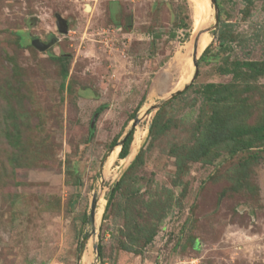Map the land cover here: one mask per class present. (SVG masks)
<instances>
[{
  "label": "rangeland",
  "instance_id": "374dc122",
  "mask_svg": "<svg viewBox=\"0 0 264 264\" xmlns=\"http://www.w3.org/2000/svg\"><path fill=\"white\" fill-rule=\"evenodd\" d=\"M216 4L196 80L152 109L193 77L192 0H0V264H79L81 244L80 264H264V142L223 130L188 158L213 111L199 89L264 61V0ZM251 85L218 109L241 130L264 124V76Z\"/></svg>",
  "mask_w": 264,
  "mask_h": 264
},
{
  "label": "trees",
  "instance_id": "16d2710c",
  "mask_svg": "<svg viewBox=\"0 0 264 264\" xmlns=\"http://www.w3.org/2000/svg\"><path fill=\"white\" fill-rule=\"evenodd\" d=\"M188 29L191 27L190 25H186ZM213 34V32H212ZM190 34L187 33V37H189ZM211 50L210 47H207L205 51L202 53V56L200 58L201 61H204L207 59L208 55H210ZM58 60H61L60 58ZM225 74L232 75V80L228 84H217V83H208L201 87L199 89V92L204 94L206 96V105L213 106L212 115L209 116L208 121L206 124H203V126L200 127V136L198 139H195L196 148L192 147L189 149V157L191 161L196 162L201 160L204 156L207 155L208 149L213 145H217L220 142H223L221 139V135L223 133V130L227 133L223 134V136L229 135V141L231 140H237L239 146V149L243 150H249L251 149L253 141L250 139V135L254 134L259 141L264 142V124L249 130L240 129L241 124L231 125L230 120L228 118H223L220 116L219 113V107L223 104L227 105H233L238 103V88L242 87L245 92H251L253 91V86L251 85V82L264 76V61H234L231 63V65L227 68L225 71ZM66 76V74H65ZM66 79V77H64ZM65 85H62V89H64ZM162 110V109H161ZM160 110V111H161ZM160 113V112H159ZM157 116L154 119V124H152L150 128V132L154 131L153 138L156 139L157 135L161 133H166L164 126L161 125L159 116L161 118V114ZM137 115V112L135 113L134 117ZM168 124V121H167ZM167 127V125H165ZM215 132L212 135L213 140H208V138L205 136L208 134V132ZM94 128H90V134L93 135ZM133 135L134 131L131 130L127 137L124 139L123 144L121 146V150L119 152V159H125L129 155V148L133 141ZM237 136L239 138L237 139ZM220 141V142H219ZM227 143V144H228ZM117 144V141H113L110 144L109 148H114ZM227 146V145H226ZM197 148H199L197 150ZM202 148V149H201ZM238 149L235 148L233 152H236ZM141 159V156H137L136 160ZM187 158V159H188ZM121 188V181L116 183L113 188L110 191L108 202L111 198L114 197V195L120 190ZM107 208V207H106ZM156 235V230L154 228L151 229L145 243L150 244L153 240V238ZM101 248L98 247V253H100Z\"/></svg>",
  "mask_w": 264,
  "mask_h": 264
},
{
  "label": "water",
  "instance_id": "95a60500",
  "mask_svg": "<svg viewBox=\"0 0 264 264\" xmlns=\"http://www.w3.org/2000/svg\"><path fill=\"white\" fill-rule=\"evenodd\" d=\"M209 1H210V5H212V7L214 9L215 24H214L213 27H204L202 29H199V31L197 33V36H196V39H195V43H194V46H193V48H194L193 65H194L195 71H194V74H193V77H192L190 83H188L187 85H185L183 89L178 90V91L172 93L168 99H166L165 101H163V103H161L160 105L153 106L152 109H159V108H161V106L164 105L167 101H169L170 99H173L174 97L178 96L181 92H183L184 90L188 89L189 86L191 84H193L194 81L196 80L197 75H198V60H199L198 59L199 58L198 57V49H199V43H200V41L202 39V36L204 34L209 33L210 31H213V30H215L217 28L218 21H219V12H218V7H217V4H216V0H209ZM205 12L207 13V11H205ZM207 18H208L207 21L209 22L210 19H211L210 12H209V16ZM59 31L61 33H67L66 28L63 29V30L60 29ZM58 40H59V38H54L53 42H57ZM33 45L37 49L42 50V51L45 50V49H47L50 46V44L44 45V44L38 42L37 40H35L33 42ZM138 122H139V118H136L135 121H134V123H133V126H135L136 124H138ZM123 141H124V139L121 140V141H119L113 149H115L116 147H121L122 144H123ZM97 203H98L97 197H94V199L92 201V212H91V214L89 216V221H90V223L92 224L93 227H94L95 222H96V215H97V213H96V208H97L96 205H97ZM84 251H85L84 250V246L81 244V253L79 255V264H80V262L82 260V256L84 254Z\"/></svg>",
  "mask_w": 264,
  "mask_h": 264
},
{
  "label": "bare ground",
  "instance_id": "6f19581e",
  "mask_svg": "<svg viewBox=\"0 0 264 264\" xmlns=\"http://www.w3.org/2000/svg\"><path fill=\"white\" fill-rule=\"evenodd\" d=\"M192 3L196 4L194 7L195 8L194 9L195 10V16H194V21H193L194 39L192 42V46H194L195 39H196V36H197L199 29H201L202 26H204V25L206 26V24L208 23L206 18L209 16V12H210V15L212 17L213 10L211 9V6H210V3L208 0H192ZM205 11H207V13ZM208 34L209 33H206L202 36V39L199 43L198 55H200L202 53V51L210 44L211 38ZM137 139H139V137ZM131 156H132V154L130 155V157ZM100 216H101V210L98 213L97 221L99 220ZM88 249H89V245H88ZM82 257H83V259H86V261H88L89 260V251L86 254H84V256H82Z\"/></svg>",
  "mask_w": 264,
  "mask_h": 264
}]
</instances>
